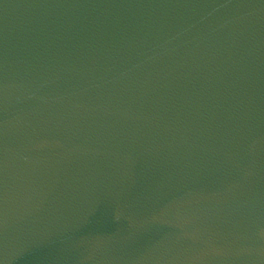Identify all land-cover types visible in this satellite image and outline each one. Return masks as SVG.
I'll return each mask as SVG.
<instances>
[{"label":"water","instance_id":"1","mask_svg":"<svg viewBox=\"0 0 264 264\" xmlns=\"http://www.w3.org/2000/svg\"><path fill=\"white\" fill-rule=\"evenodd\" d=\"M264 78V0H0V108L114 107Z\"/></svg>","mask_w":264,"mask_h":264}]
</instances>
